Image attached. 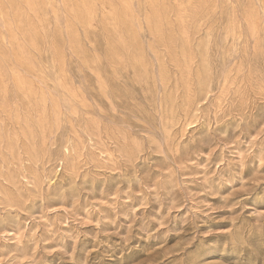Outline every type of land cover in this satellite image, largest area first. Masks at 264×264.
<instances>
[{
    "label": "rangeland",
    "instance_id": "374dc122",
    "mask_svg": "<svg viewBox=\"0 0 264 264\" xmlns=\"http://www.w3.org/2000/svg\"><path fill=\"white\" fill-rule=\"evenodd\" d=\"M0 264H264V0H0Z\"/></svg>",
    "mask_w": 264,
    "mask_h": 264
}]
</instances>
